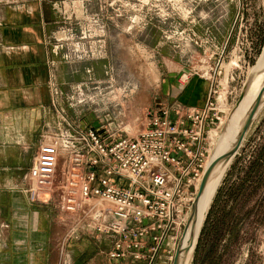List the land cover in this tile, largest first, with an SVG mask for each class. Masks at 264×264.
<instances>
[{"label":"rangeland","instance_id":"1","mask_svg":"<svg viewBox=\"0 0 264 264\" xmlns=\"http://www.w3.org/2000/svg\"><path fill=\"white\" fill-rule=\"evenodd\" d=\"M56 2L59 20L51 45L58 49L57 60L64 66L55 73L58 95L54 89L53 108L57 105L74 125L132 138L144 129L148 111L154 114L161 105L173 104L197 108L198 96L204 93V104L212 93L221 121L207 140L210 159L244 85L256 73L264 49V0ZM261 149L264 103L218 190L227 173L230 184H236L240 168L249 166ZM262 177L257 199L264 203V169ZM197 191L195 185L189 189L183 218ZM252 208L254 202L247 210ZM252 219L233 264H264V218L259 224L251 223ZM177 224L152 264H173L177 247L173 244L185 223L179 218ZM67 243H60L55 264H130L111 261L110 241H100L91 233Z\"/></svg>","mask_w":264,"mask_h":264},{"label":"built area","instance_id":"2","mask_svg":"<svg viewBox=\"0 0 264 264\" xmlns=\"http://www.w3.org/2000/svg\"><path fill=\"white\" fill-rule=\"evenodd\" d=\"M211 96L203 108L148 111L144 129L132 138L61 115L26 179L33 198L44 194L62 213L63 241L91 233L110 241L111 261L152 264L206 170L207 140L221 121Z\"/></svg>","mask_w":264,"mask_h":264},{"label":"crops","instance_id":"3","mask_svg":"<svg viewBox=\"0 0 264 264\" xmlns=\"http://www.w3.org/2000/svg\"><path fill=\"white\" fill-rule=\"evenodd\" d=\"M56 1L0 0V264H55L67 243L56 203L33 198L26 179L62 118L52 105L55 73L64 66L51 45ZM203 94L197 108L208 101L201 103Z\"/></svg>","mask_w":264,"mask_h":264},{"label":"trees","instance_id":"4","mask_svg":"<svg viewBox=\"0 0 264 264\" xmlns=\"http://www.w3.org/2000/svg\"><path fill=\"white\" fill-rule=\"evenodd\" d=\"M263 169L264 149H261L249 166L240 168L236 184H230L227 173L201 229L194 264H233L236 250L247 240L245 230H251L247 222L253 218L251 223L259 224L264 218V203L257 199ZM251 202L254 208L247 210Z\"/></svg>","mask_w":264,"mask_h":264},{"label":"bare ground","instance_id":"5","mask_svg":"<svg viewBox=\"0 0 264 264\" xmlns=\"http://www.w3.org/2000/svg\"><path fill=\"white\" fill-rule=\"evenodd\" d=\"M255 70H256V73L250 82L248 90L246 91L242 100H239V102L235 105L233 111L231 112V115L228 119V123L226 125V128L224 129L222 135L220 136L219 141H218L217 145L215 146L214 152L207 162L206 169L217 158H219L222 155H224L225 153H227L231 149V147L234 145V143L237 139V136H238V134H239L244 122H245V119H246L252 105L254 104V102L257 99L260 91L264 87V49H263L261 58L255 67ZM262 107H263V103H262L257 115L261 111ZM228 166L217 167L215 169V171L213 172V174H212V176H211V178L207 184L204 195L199 202L197 225L195 227V241H194L193 246L191 247V249L189 251V254H188L184 264H191V262H192L198 236L201 232V229H202L204 222L206 220V216L208 214L210 206L213 202V199L216 195V192H217L219 186L221 185V181L223 179V176H224ZM202 178L200 179V181L197 184L198 190H199V186H200ZM189 216H190V209H189V212L187 214H185L184 218L181 216V219L184 220L185 224H187ZM185 224H181L179 226L176 237H178L180 239L183 237L184 238L183 246L188 247L190 237H191L192 228L190 227L187 230V232L184 234L183 228H185V226H186ZM180 239L177 242H175L173 245H175V246L178 245L177 243H179Z\"/></svg>","mask_w":264,"mask_h":264},{"label":"water","instance_id":"6","mask_svg":"<svg viewBox=\"0 0 264 264\" xmlns=\"http://www.w3.org/2000/svg\"><path fill=\"white\" fill-rule=\"evenodd\" d=\"M249 85H250V82H247L244 85L240 100H242V98L244 97L246 91L249 88ZM262 103H264V87L260 91V93H259L257 99L255 100L254 104L252 105V107H251V109H250V111H249V113L245 119V122H244L238 136H237V139H236L234 145L231 147V149L227 153H225L221 157L217 158L204 172L203 178H202L200 186H199V190H198L196 197H195L194 201L192 202V205L190 208L189 219H188L187 224L184 228V234L187 232V230L190 227L192 228L189 245H188V247H184L183 246L184 238L182 237L180 239V241L177 245L176 251H175L173 264H184V262L186 261V258L189 254V251H190V249L193 246V243L195 241V227L197 225L199 202L204 195L207 184H208L213 172L215 171V169L217 167H226L232 162V160L234 159V157L238 153L239 149L241 148L249 130L251 129L253 121L256 118L257 113H258ZM198 239H199V236H198ZM198 239H197V242H198Z\"/></svg>","mask_w":264,"mask_h":264}]
</instances>
